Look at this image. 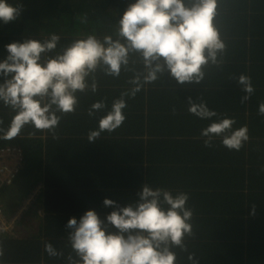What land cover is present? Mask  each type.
<instances>
[{
	"label": "trees",
	"instance_id": "16d2710c",
	"mask_svg": "<svg viewBox=\"0 0 264 264\" xmlns=\"http://www.w3.org/2000/svg\"><path fill=\"white\" fill-rule=\"evenodd\" d=\"M7 2L21 11L7 24L0 21V62L8 55L6 45L43 41L53 33L60 41L46 54L49 57L89 34L115 39L120 17L135 0ZM217 4L214 24L226 50L218 55L219 66H205L201 83L180 85L166 71L135 98H126V120L120 128L89 142V131L98 128L113 101L133 87L128 81L145 72L141 58L131 55L118 78L97 69L93 74L97 91L77 93L79 106L75 114L62 117L55 138L40 131L30 135L35 130L26 126L13 140L0 139V148L18 147L23 155L12 184L0 187L4 212L12 214L40 184L26 212L27 219H33L34 207L38 212L34 230H21L18 222L15 236L0 235L4 249L0 264H67L72 251L68 220L79 221L86 211L94 210L107 222L115 208L103 201L126 207L138 201L145 184L190 196L194 236L185 238L186 251L172 249L176 264H193L190 253L198 264H264V116L258 114L264 102V0H217ZM242 73L251 77L255 87L244 102L246 93L235 79ZM189 97L197 103L203 99L218 116L205 120L189 113ZM100 100L106 108L90 117L88 109ZM13 115L0 103V127L7 129ZM222 118H235L234 130L248 127L250 138L241 150H228L220 139L212 147L204 146L201 130ZM46 243L63 256L50 257Z\"/></svg>",
	"mask_w": 264,
	"mask_h": 264
},
{
	"label": "clouds",
	"instance_id": "9594fccd",
	"mask_svg": "<svg viewBox=\"0 0 264 264\" xmlns=\"http://www.w3.org/2000/svg\"><path fill=\"white\" fill-rule=\"evenodd\" d=\"M217 7V0H135L120 17L115 39L89 34L75 39L54 57L46 54L57 48L60 36L55 33L43 41L28 39L6 45L8 55L0 62V77L4 78L0 103L14 115L7 129L0 127V139L13 140L26 126L35 130L30 135L40 131L55 138L62 117L75 114L79 106L77 93L89 88L97 91L93 75L97 69L118 78L122 67L128 68L131 55L141 58L145 72L135 73L128 81L133 87L113 101L99 119L98 128L89 131V142L120 128L126 120V98H135L166 71L180 85L201 83L205 66H219L218 55L226 50L214 24ZM20 11V7L0 0L3 23L17 19ZM235 79L246 93L241 102L249 100L255 92L251 77L242 73ZM199 101L188 98L189 113L205 120L218 116L203 99ZM104 108V100L97 101L88 115L92 117ZM258 114L264 116V102L259 104ZM235 123V118H222L203 128L200 137L204 146L212 147L213 141L220 139L228 150H241L249 141V130L246 125L234 130ZM138 196V201L126 207L105 199L106 207L115 208L107 215V222L94 210L86 211L79 221L70 218L66 227L71 229L67 239L72 251L67 264H176L172 249L186 251L185 238L194 236L189 194L178 191L174 195L171 190L145 184ZM45 251L50 257L63 256L51 243L45 244ZM3 255L0 246V257ZM194 255L190 253L188 259L198 264Z\"/></svg>",
	"mask_w": 264,
	"mask_h": 264
},
{
	"label": "built area",
	"instance_id": "2783aa9c",
	"mask_svg": "<svg viewBox=\"0 0 264 264\" xmlns=\"http://www.w3.org/2000/svg\"><path fill=\"white\" fill-rule=\"evenodd\" d=\"M23 164V155L18 147L0 148V187L9 186L19 173ZM40 192V184L37 183L21 205L10 215L6 214L0 205V235L15 236L18 222L21 223L27 215V211Z\"/></svg>",
	"mask_w": 264,
	"mask_h": 264
},
{
	"label": "rangeland",
	"instance_id": "374dc122",
	"mask_svg": "<svg viewBox=\"0 0 264 264\" xmlns=\"http://www.w3.org/2000/svg\"><path fill=\"white\" fill-rule=\"evenodd\" d=\"M35 210H36V208L34 207L31 211H30V214H31V216L33 217V219H27V218H29L28 216L27 217H25V219H23L22 221H21V223H20V225H19V229H21V230H28V231H32V230H34L33 228L35 227V222H34V220H35V216H37L38 215V212L36 213L35 212ZM31 218V217H30ZM29 220H30V222H29ZM33 235V234H32Z\"/></svg>",
	"mask_w": 264,
	"mask_h": 264
}]
</instances>
